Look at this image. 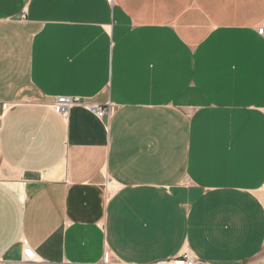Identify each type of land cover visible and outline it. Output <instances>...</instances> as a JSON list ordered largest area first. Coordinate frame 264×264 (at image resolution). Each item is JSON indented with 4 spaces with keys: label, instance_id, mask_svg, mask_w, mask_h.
<instances>
[{
    "label": "crops",
    "instance_id": "1",
    "mask_svg": "<svg viewBox=\"0 0 264 264\" xmlns=\"http://www.w3.org/2000/svg\"><path fill=\"white\" fill-rule=\"evenodd\" d=\"M261 25L264 0H0V264H264Z\"/></svg>",
    "mask_w": 264,
    "mask_h": 264
},
{
    "label": "built area",
    "instance_id": "2",
    "mask_svg": "<svg viewBox=\"0 0 264 264\" xmlns=\"http://www.w3.org/2000/svg\"><path fill=\"white\" fill-rule=\"evenodd\" d=\"M257 33L264 40V25H261L257 28ZM79 103L80 101L77 97L60 96L56 98L52 107L55 113L59 115H66L71 106L77 105ZM84 106L91 114H93L97 118H102L104 115H106L109 112L108 106L105 107L97 104H90ZM22 256H23V261L25 263L33 262L35 259L34 252L28 247H25L23 249ZM156 264H205V263L195 258L193 255H191V253L185 252L173 259L168 260L167 262L162 261Z\"/></svg>",
    "mask_w": 264,
    "mask_h": 264
}]
</instances>
